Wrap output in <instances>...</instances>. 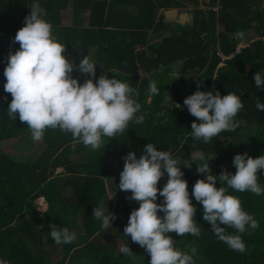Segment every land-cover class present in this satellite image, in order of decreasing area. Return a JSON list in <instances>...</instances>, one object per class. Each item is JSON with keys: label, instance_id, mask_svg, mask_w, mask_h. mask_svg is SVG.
I'll return each instance as SVG.
<instances>
[{"label": "trees", "instance_id": "obj_1", "mask_svg": "<svg viewBox=\"0 0 264 264\" xmlns=\"http://www.w3.org/2000/svg\"><path fill=\"white\" fill-rule=\"evenodd\" d=\"M215 1L40 0L46 13L44 18L51 23L53 35L65 44V54L71 55L69 60L78 64L80 58L95 47L93 55L99 63L96 65L98 73L101 70L109 77L115 75L127 82L141 105L138 115L144 114L145 119L141 124L130 122L116 137H104L105 146L102 144L97 150H90L74 140L71 133L58 128L46 129L44 148H32V155L26 161H19L11 158L7 151L27 137L30 129L18 115L12 119L7 114L12 97L4 91V67L8 54L19 48L13 38L30 13V0H0V259L9 264H149L145 248L123 233L131 211L139 204L128 199L130 192L119 189L121 171L113 173L106 163L108 156L116 154L117 164L123 168L122 157L129 151L139 156L148 143H153L158 150L170 151L180 158V168L191 196L193 184L203 178V174L196 171L202 163L201 156L209 162L210 157L217 154L215 166L227 164L229 172H235L234 155L248 150L249 144L230 141L226 151H222L220 138L233 140L236 132L250 123L245 133L250 143L248 154L252 157L264 154V111L255 106L257 97L264 103V89H258L253 80L256 71L264 73V41L256 39L235 52L237 42L233 39V35L250 29L255 30L257 36H264V8H259L257 0H218L220 9L216 12L211 9ZM189 2L193 8L188 10ZM173 9H179L184 17L166 20V16L159 13ZM63 10L71 11L72 20L62 18ZM79 11L88 12L86 27L77 24L81 20H74ZM218 18L223 19L224 29L216 33ZM166 29L169 35L160 36ZM158 37L161 38L156 41ZM137 45H145L147 51L136 50ZM217 49L224 56L233 55L221 62ZM138 69L148 77L139 79L138 74L127 75ZM173 72H180L179 77L173 79ZM192 73L196 78L191 82ZM72 75L79 80L82 75L88 77L76 69ZM152 80L157 82V95L148 91ZM198 87L202 91L219 90L221 95L241 94L243 103L234 117L237 127L222 131L207 143L192 138L191 124L197 118L186 106L176 108L173 104L183 105L184 98ZM148 96L150 102L147 103ZM60 167L62 170L56 172ZM211 171L216 175L221 172L220 169ZM60 175L64 176V186L71 188L70 193L62 194L55 187L54 181ZM160 179L166 183L167 173ZM105 180L113 182L111 190L117 198L114 205L108 200ZM258 183L264 187V174L258 173ZM228 191L239 197L242 207L259 222L257 229L242 234L246 251H233L221 242L211 225L202 219V205L194 199L192 202L197 208L194 221L200 235L170 233L174 245L184 252L195 248L194 264H264V194ZM39 196L48 204L44 211L33 204ZM97 203L116 215V228L114 231L108 228L107 233L117 240V253L109 241L104 246L87 241L103 229L101 222L92 216ZM67 214L76 215L73 220L81 219L84 234H80L79 239H85L82 246L78 241L57 244L50 236L51 224L67 228L72 222L68 221ZM227 232L235 230L229 227ZM125 245L132 250L131 256L121 253ZM56 250L62 252V257L51 259L50 254Z\"/></svg>", "mask_w": 264, "mask_h": 264}, {"label": "clouds", "instance_id": "obj_2", "mask_svg": "<svg viewBox=\"0 0 264 264\" xmlns=\"http://www.w3.org/2000/svg\"><path fill=\"white\" fill-rule=\"evenodd\" d=\"M29 7L31 10L24 17V25L13 38L19 48L8 54L4 67V91L12 97L7 106L8 116L16 119L18 115L30 129L33 141L42 140L46 129L58 128L71 133L74 140L90 150L105 146L104 137L123 133L130 122L141 124L145 116L138 115L141 105L134 98L135 90L114 75L109 77L105 73L96 77L99 63L91 54L80 58L78 64L70 61L65 54V44L53 35L51 23L44 18L46 13L40 0H30ZM258 37L264 39V36ZM238 51L235 47V52ZM216 53L222 61L227 57L218 49ZM73 69L87 74L88 78L80 82L72 75ZM179 74L173 72V79ZM253 80L258 89H264V73L256 71ZM148 91L158 94L155 80L149 82ZM173 104L176 108L186 106L197 118L191 124V135L204 143L222 131L234 130L237 127L234 117L243 108L241 94L221 95L219 90L202 91L199 87L184 98L183 105ZM255 106L264 111L259 97ZM122 159L124 166L118 187L130 192L128 199L139 204L131 211L123 233L145 248L149 264H194L192 254L196 249L181 251L170 235H200V228L194 221L197 208L193 199L202 205V219L211 225L221 242L233 251H246L242 234L257 229L259 222L228 189L264 194V187L258 183V173L264 174V154L252 157L247 152L237 153L232 160L235 172L222 170L219 175L213 174L209 162L201 156L202 163L196 171L203 174V178L193 184L191 196L188 181L183 178L180 164L170 151L158 150L153 143H148L139 156L129 151ZM165 172L167 182L158 188V181ZM158 193L163 198L162 203H157ZM113 194H109L108 200ZM161 212L162 216L158 214ZM92 216L101 222L103 229L111 227L116 219L102 203L93 207ZM229 227L235 232H227ZM50 236L57 244L70 243L76 238L68 228H58L54 223L50 225ZM120 250L131 256L129 246H122ZM0 264L9 262L0 259Z\"/></svg>", "mask_w": 264, "mask_h": 264}, {"label": "rangeland", "instance_id": "obj_3", "mask_svg": "<svg viewBox=\"0 0 264 264\" xmlns=\"http://www.w3.org/2000/svg\"><path fill=\"white\" fill-rule=\"evenodd\" d=\"M257 4H258L259 8H264V0H257ZM212 7L214 8L215 11H217V10L220 9L219 7H216L215 5H213ZM163 14L166 16V20L167 19L171 20V19H173L175 17H177V18H180V17L183 18L184 17L181 14V11H177V10H167V11L163 12ZM216 29L217 30H222L223 29V20L221 18L217 20ZM167 35H169L168 29L164 30V32H162L160 36H167ZM160 38L161 37H158L156 41H159ZM233 39L236 42H240L243 46H246L247 44L251 43L252 41H254V39H258L260 41H264L263 38L258 37L256 34L254 35V30H250V31H246L244 33H241L239 36H236V37L234 36ZM236 47H237V50H238L242 46L241 45H239V46L236 45ZM140 49L147 51V48L145 47V45L144 46H142V45H137L136 46V50H140ZM66 54H67V56L69 58H71L70 54H68V53H66ZM89 54H91L92 58L96 61V58L93 55V51L90 52ZM230 56H232V54ZM230 56L223 57V60L229 58ZM135 74H138V72L135 71ZM248 126H250V123H248L247 126H245V129L238 130L236 132V135H235L236 136L235 137V139H236L235 141L236 142H237V140H240L241 139V136H246L245 133L247 132L246 131L247 130L246 128ZM221 142H224V141H221ZM244 142L246 144H248L247 143L248 142L247 139ZM43 144H44L43 143V139L40 140V141H33L31 139V132H30L29 135L27 137H25L17 146L10 147L8 149L7 153H8V155L11 158H14L15 160H19V161L24 160V161H26L27 158H29V156L32 155V153H31L32 148L42 147ZM220 146L223 147V145H220ZM250 152L251 151H250V143H249V145H248V153H250ZM115 162L116 161L112 160L110 163L113 164ZM58 171H61L60 168L57 169V172ZM62 182H64V176L59 177L57 179V186H58L59 189L61 188V183ZM112 184H113V182L109 184V187ZM164 185L165 184H163V186ZM60 191L61 192H65V190H63L62 188L60 189ZM161 201H163V198L161 199ZM41 202L42 201L39 198H36L34 200V203L33 204L35 206L37 205L38 208L42 210V208L40 206ZM79 219L80 218H77V219H74V220L73 219L68 220V221H70V222L72 221V222L69 223V225H67V228L68 229H71L72 227H75L76 228L74 231H70V232L75 233V236H76V238L72 242L74 243L75 241H78L79 244L81 243V246H82L85 243V239H81V240L79 239V235L83 231V229H82L81 232L79 233V227H81V228L83 227V226L80 225V220L81 219L80 220ZM104 233H106V232H104ZM100 234H102V233H99V235ZM107 240L111 243L114 252L117 253L118 252V248H119V246L117 245V240L114 241L111 237L105 236L104 234L103 235H100V237L96 239V244H98L99 246H103L104 243ZM91 242L94 243V241H91ZM33 251L35 253H37V251L35 249ZM50 257H51V259L58 260V259H60L62 257V252L59 251V250H56L55 252H53V253L50 254Z\"/></svg>", "mask_w": 264, "mask_h": 264}, {"label": "crops", "instance_id": "obj_4", "mask_svg": "<svg viewBox=\"0 0 264 264\" xmlns=\"http://www.w3.org/2000/svg\"><path fill=\"white\" fill-rule=\"evenodd\" d=\"M214 5L216 6V7H220L219 6V3H218V0H216L215 2H214ZM193 8V5H192V3L191 2H189V3H187V6H186V9H192ZM211 9L212 10H214V8L213 7H211ZM173 10H177V11H180L179 9H173ZM66 10H63V11H61V16H62V18H64V19H70V20H72V13H71V11H69V12H65ZM215 11V10H214ZM163 12H165V11H163V10H160L159 11V13H163ZM217 12V11H216ZM15 18H17L16 16H15ZM218 19H220V18H218ZM74 20H81L82 21V23H81V21H79L77 24H81V26L82 27H86V25H87V21H88V12H86V11H79L78 13H77V16L74 18ZM223 20V19H222ZM76 24V23H75ZM216 24H217V22H216ZM69 26H71V25H69ZM82 27H80V28H82ZM223 29H224V21H223ZM223 29L222 30H217L216 29V33H218V32H220V31H223ZM250 30H253V29H250ZM250 30H247V31H250ZM244 32H246V31H243V32H241V33H244ZM240 33V34H241ZM239 34V35H240ZM256 34V32H255V30H254V35ZM239 35H233V37L235 36H239ZM228 36H231V35H228ZM157 40V39H156ZM237 46H239V45H241L242 47H243V45L240 43V42H237V44H236ZM248 45V44H247ZM66 50V49H65ZM239 50V49H238ZM93 51V53H94V51H95V47H91L90 49H89V52H88V54L90 53V52H92ZM217 54V53H216ZM66 56H67V54H66ZM71 56V55H70ZM67 58L68 59H70L68 56H67ZM221 62H222V60H221ZM222 64V63H221ZM220 66H222V65H219V67ZM135 71L136 70H133L131 73H128L127 75L128 76H133V75H135ZM113 72H116V71H113ZM137 72H138V75H139V79L141 78V77H143V76H147L146 74H143L139 69L137 70ZM98 73V69H97V67H96V74ZM101 74H104V72H102L101 70L99 71V73L96 75V77H99ZM115 76V75H114ZM116 77V76H115ZM148 77V76H147ZM88 77H86V76H83L82 75V77H80V82L81 81H84L85 79H87ZM194 78H196V74L195 73H192L191 74V78H190V81L192 82L193 81V79ZM145 102H150V96H148V97H146V99H145ZM235 137L236 136H234V139L233 140H229V139H227V140H225L224 138H220L219 139V142H220V145H223V147H221V146H219V149H222V151L224 150V151H226V144L227 143H229L230 141H235L236 139H235ZM221 141H224V142H221ZM244 141H246V138H245V136H241V139L240 140H237V142H239V143H242V144H246ZM236 142V141H235ZM248 144H249V142H247ZM44 148V144H43V146L42 147H39V149H43ZM246 152L248 153V150H246ZM221 153H223V152H221ZM173 156H174V158L175 159H177V161H178V163L180 162V158H179V156H177L176 154H173ZM216 156H218L217 154H215V155H212V157H210V159H209V162H211V164H210V169L212 170V169H214V170H217V169H220L221 171L222 170H227V171H229V169H228V167L226 166V165H222V164H217L216 166H215V164H214V161H215V157ZM112 160H114V161H116L115 163H113V164H111L110 162L112 161ZM198 159H195L194 161H197ZM117 161H118V158H117V155L116 154H112V155H110V156H108V158H107V160H106V163L110 166V168L112 169V171H113V173L114 174H116V173H119L120 171H122V169L123 168H120L119 166H118V164H117ZM58 169V168H57ZM57 169H56V172H57ZM60 170H62V168L60 167ZM63 175H60V176H58L56 179H55V181H54V184H55V187L57 186V179L59 178V177H62ZM164 178H166V177H164ZM110 183H112V180H105V189H106V191H107V196L109 197V194L111 193V192H113L111 189H112V186H113V184L112 185H110V187H109V184ZM163 184H165V183H163L162 182V180L160 179L159 181H158V184H157V187L158 188H162L163 187ZM57 188V190L60 192V193H62V194H67V193H70L71 192V188L69 187V186H64V182H62L61 183V188L63 189V190H65V192H61L60 191V189L58 188V186L56 187ZM42 202H41V204H40V206H41V208H42V210L41 209H39L38 208V206L36 207L39 211H44V210H46V208H47V206H48V204H47V202H46V200L44 199V197H42V196H39L38 197ZM161 197L159 196V193L157 194V202L158 203H162L163 201H161ZM110 200V202H111V205H114V204H116V200H117V198H116V196H114V194H113V196H112V198L111 199H109ZM33 203H34V201H33ZM69 217V219L68 220H70V219H72V217H75L76 215H74V216H72V214H69L68 215ZM116 216V215H115ZM116 220V219H115ZM115 220L112 222V226L111 227H109V229L110 228H112L113 229V231L115 230V228H116V225H115ZM120 222H121V220H120ZM117 226H119V223L117 224ZM76 228L75 227H72L71 229H69V231H74ZM81 230H82V228L81 227H79V233L81 232ZM104 232H106V233H104ZM108 231H107V229H102V230H100V231H98V232H96L92 237H90V239H87V241L88 240H90V241H94V243L96 244V239L97 238H99L100 237V235H105V236H108V237H111L112 238V236L111 235H109L108 233H107ZM99 233H102V234H100L99 235ZM80 234H84V231H82ZM108 241V240H107ZM106 241V242H107ZM105 244V243H104ZM104 246V245H103Z\"/></svg>", "mask_w": 264, "mask_h": 264}]
</instances>
